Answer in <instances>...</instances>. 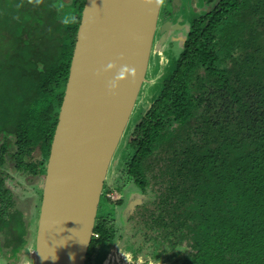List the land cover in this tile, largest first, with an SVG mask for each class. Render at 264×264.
Segmentation results:
<instances>
[{"label": "trees", "instance_id": "trees-1", "mask_svg": "<svg viewBox=\"0 0 264 264\" xmlns=\"http://www.w3.org/2000/svg\"><path fill=\"white\" fill-rule=\"evenodd\" d=\"M208 1L212 7L190 19L180 54L124 133L126 167L144 192L154 191L160 230L143 235L154 258L168 241L177 249L172 264H264V0ZM84 3L0 0L3 259L33 244L42 198L41 189L33 206L17 199L3 170L43 185ZM101 212L88 260L110 241Z\"/></svg>", "mask_w": 264, "mask_h": 264}, {"label": "water", "instance_id": "water-1", "mask_svg": "<svg viewBox=\"0 0 264 264\" xmlns=\"http://www.w3.org/2000/svg\"><path fill=\"white\" fill-rule=\"evenodd\" d=\"M162 2L85 0L46 163L33 264L86 262L114 154L149 81L156 33L157 48L172 37L182 50L189 32L190 23L178 34L177 24L158 27Z\"/></svg>", "mask_w": 264, "mask_h": 264}, {"label": "flooded vegetation", "instance_id": "flooded-vegetation-1", "mask_svg": "<svg viewBox=\"0 0 264 264\" xmlns=\"http://www.w3.org/2000/svg\"><path fill=\"white\" fill-rule=\"evenodd\" d=\"M220 1L217 2V0H215L213 5L219 4ZM163 3H166L168 7H161L158 18V27L166 22H171L173 25L177 24L183 31L186 30L187 24L189 25L190 19L193 16L209 11V8L212 7L208 0H163L162 4ZM130 157L128 160L120 161V163L117 161L114 163L115 165L113 168L116 169H113V173H116V178L113 179L114 182H117L118 184H116L118 196L114 198L107 194L109 191H106L110 190L108 188L109 184L107 178H109L111 173L107 175V180L104 183L101 195V198L103 197L106 201V206L101 210V214L105 215L104 217H108L110 220L112 228L111 235L108 239L110 241L99 245L96 252L92 254L91 258L93 259L91 260H88L87 252L85 264H95L97 256H101V264H172L175 260L171 257V254L175 253L177 249L171 250L168 241H166L167 252L158 259L152 256L151 242L149 241L146 245L143 244V235L146 231L149 230L151 234L157 235L160 229L157 230L158 223H154L152 220L155 219L157 215V212H154V205L152 203L154 191L149 187L146 189V192H144V190L133 181V178L129 175L126 167ZM149 178L150 183L152 184L153 180L150 175ZM34 183H36L35 185L39 190L43 188V185L41 186L39 180ZM155 186L158 188V185ZM39 190H37L38 196L40 195ZM127 197L129 198L127 199ZM133 197H135V201L124 211L126 202ZM100 203L98 206V212L100 210ZM120 208H122L121 211H119ZM139 217L146 220V223L138 222ZM98 237L100 236L97 234L95 239ZM126 240H128V242L124 243ZM31 247L35 248L33 244ZM163 248L164 245L162 249Z\"/></svg>", "mask_w": 264, "mask_h": 264}, {"label": "rangeland", "instance_id": "rangeland-1", "mask_svg": "<svg viewBox=\"0 0 264 264\" xmlns=\"http://www.w3.org/2000/svg\"><path fill=\"white\" fill-rule=\"evenodd\" d=\"M168 7V5L166 3L162 4V8H166ZM186 11V10H185ZM183 30H176L174 31V34H178L179 32H182ZM158 33H156V39L154 42V47L152 50V54L150 56V60H149V65H148V71H147V75L149 76L150 71L152 70H157V74L152 76L149 81L147 83H144V91L141 95V98H139V101H137V106L134 108L133 113L131 115L129 124L131 125V122H135L134 119L137 117H139V112H141V107H139L140 102L143 103H148L149 102V94L152 93L156 87L158 86V84L161 82V78L164 75V73H166L167 71V63L168 61H174L175 58L178 57V54H180L181 52V47L180 44L177 42V40H173L172 37H169L165 44L160 47L157 48V44L156 40L158 37ZM4 81H5V77H4ZM143 87V86H142ZM128 145L127 142H125L122 138L115 154H114V160L112 163V167L116 161V159H118V162L120 163V161H125L128 160V158L131 156L130 154V149H127ZM121 152V153H120ZM120 153V154H119ZM33 156H36V152H34ZM37 157V156H36ZM111 167V169L109 170L110 176L109 178H107V182L109 184L110 190H106L112 198L118 196V191H117V182H114L113 178H116V173H113V168ZM112 171V172H111ZM4 174H5V183L7 186H9V188H11V190L18 196V198H24V197H28L32 199V206L34 204V202H38L39 200V196L37 193V190H39V188L35 185L36 183L34 182H30V181H26V179L24 180V178L22 177V174L14 169H11L9 167H6L5 170H3ZM109 175V174H108ZM105 180V181H106ZM106 182V185H107ZM117 184V185H116ZM105 185V187H106ZM104 206H106V201L104 200V198H101V203H100V210L99 212H101L102 209H104ZM37 210V208H36ZM122 208H120L119 211H121ZM35 224V222H34ZM33 224V227H35V225ZM35 241V240H34ZM32 244H30L27 248H26V254L22 253L21 251L17 253V255H15V257H11V258H0V264H5V261H7V264H33L32 260H31V251L32 249H34L33 247H31ZM33 246H34V242H33ZM29 251V252H28ZM25 254V255H24Z\"/></svg>", "mask_w": 264, "mask_h": 264}, {"label": "built area", "instance_id": "built-area-1", "mask_svg": "<svg viewBox=\"0 0 264 264\" xmlns=\"http://www.w3.org/2000/svg\"><path fill=\"white\" fill-rule=\"evenodd\" d=\"M93 236H97V234L96 233H93ZM31 252V254H33V250H30Z\"/></svg>", "mask_w": 264, "mask_h": 264}, {"label": "crops", "instance_id": "crops-1", "mask_svg": "<svg viewBox=\"0 0 264 264\" xmlns=\"http://www.w3.org/2000/svg\"><path fill=\"white\" fill-rule=\"evenodd\" d=\"M129 197H127V199H128ZM132 199V201L134 202L135 201V197H133V198H131Z\"/></svg>", "mask_w": 264, "mask_h": 264}, {"label": "clouds", "instance_id": "clouds-1", "mask_svg": "<svg viewBox=\"0 0 264 264\" xmlns=\"http://www.w3.org/2000/svg\"><path fill=\"white\" fill-rule=\"evenodd\" d=\"M122 162V161H121ZM113 169H116V168H113ZM109 174V173H108ZM94 233V232H93ZM92 238H93V235H92Z\"/></svg>", "mask_w": 264, "mask_h": 264}, {"label": "bare ground", "instance_id": "bare-ground-1", "mask_svg": "<svg viewBox=\"0 0 264 264\" xmlns=\"http://www.w3.org/2000/svg\"><path fill=\"white\" fill-rule=\"evenodd\" d=\"M110 189V188H109Z\"/></svg>", "mask_w": 264, "mask_h": 264}]
</instances>
